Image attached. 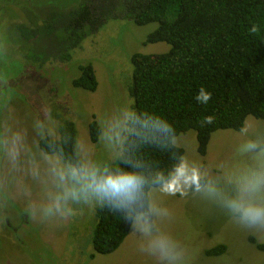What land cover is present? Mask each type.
<instances>
[{
    "label": "rangeland",
    "instance_id": "obj_1",
    "mask_svg": "<svg viewBox=\"0 0 264 264\" xmlns=\"http://www.w3.org/2000/svg\"><path fill=\"white\" fill-rule=\"evenodd\" d=\"M83 2L106 20L95 30L84 27L80 44L69 49L64 33L49 34L44 27L56 10L68 12ZM20 25L37 34L24 38ZM156 26L157 21L135 23L109 0H0V264H159L148 249L149 240L159 235L178 245L182 264H264V251L256 244L264 243V226L239 224L222 203L201 193L166 196L152 187L145 212L151 235L133 223L122 244L106 254L93 246L95 208L101 202L62 199L65 182L59 172L67 165L57 153H45L40 139L58 137L60 124L73 121L83 164L103 168L113 162L128 128L124 114L132 110V55L171 47L166 41L146 42ZM88 63L97 75L96 90L73 83ZM93 120L101 126L97 142L90 136ZM249 140L264 144V119L249 115L243 131H214L205 155L198 151L195 129L180 133L174 143L202 163L225 196L234 197L246 172L264 171V155L240 150ZM57 197L60 211H49ZM221 245L224 251H209Z\"/></svg>",
    "mask_w": 264,
    "mask_h": 264
},
{
    "label": "trees",
    "instance_id": "obj_2",
    "mask_svg": "<svg viewBox=\"0 0 264 264\" xmlns=\"http://www.w3.org/2000/svg\"><path fill=\"white\" fill-rule=\"evenodd\" d=\"M109 3L137 24L158 22L146 42L171 44L166 52L132 55L133 74L128 92L133 98L132 111L141 119L150 114L161 116L172 126V133L154 132L128 121L121 152L107 165L109 169L132 168L145 176L147 183L135 206V212L145 213L150 209V189L158 186L153 184V178L159 172L166 176L184 154V148L174 143L177 135L195 129L198 151L205 155L214 131L242 130L249 115L264 119V0H109ZM52 14L44 30L49 34L64 33L69 49L80 44L85 36L84 27L95 30L106 20L88 2L68 12L56 10ZM254 23L262 25L258 34L248 31ZM18 30L27 39L37 34L36 29L22 25ZM73 83L96 90L98 79L93 65H82L81 74ZM201 86L213 94L207 105L195 99ZM210 114L215 119L208 124L204 118ZM89 129L92 141L97 142L101 126L93 120ZM39 144L45 153H57L67 166L83 164L73 121L61 123L58 137L42 136ZM95 217L93 246L99 254L116 250L135 219L134 214L115 209L110 202L100 203L95 208ZM256 244L264 251V243ZM225 248L221 245L209 251L220 253Z\"/></svg>",
    "mask_w": 264,
    "mask_h": 264
},
{
    "label": "clouds",
    "instance_id": "obj_3",
    "mask_svg": "<svg viewBox=\"0 0 264 264\" xmlns=\"http://www.w3.org/2000/svg\"><path fill=\"white\" fill-rule=\"evenodd\" d=\"M261 24L254 23L248 30L250 33H259ZM212 92L201 86L195 99L197 103L207 105L212 100ZM215 116L207 115L206 123H213ZM125 122L139 123L141 127L162 132L172 133L170 123L159 115L150 114L141 119L131 109L124 114ZM243 131V129H242ZM243 152H253L264 155V144L260 141L249 140L241 146ZM64 184L62 199L79 200L95 197L99 202H110L115 209L127 210L129 215H135L134 226L140 232L151 235L152 223L148 220V213L135 212V206L140 202L147 180L144 175L129 169L100 168L92 164H69L66 170L59 172ZM159 190L166 196H186L190 192L201 193L222 203L231 216L243 226H264V200L259 199L264 193V171L249 170L238 182L237 195L225 196L219 188V182L210 178L202 163H197L186 155L177 158L167 175L159 172L152 180ZM60 199L57 197L54 206L49 211H60ZM151 208V205L149 206ZM148 249L158 256L159 264H182L181 252L176 243L168 236L159 235L149 240Z\"/></svg>",
    "mask_w": 264,
    "mask_h": 264
}]
</instances>
